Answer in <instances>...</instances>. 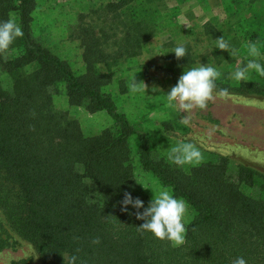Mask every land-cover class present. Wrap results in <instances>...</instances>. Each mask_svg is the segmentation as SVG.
<instances>
[{"label": "trees", "instance_id": "obj_1", "mask_svg": "<svg viewBox=\"0 0 264 264\" xmlns=\"http://www.w3.org/2000/svg\"><path fill=\"white\" fill-rule=\"evenodd\" d=\"M36 5V0H0V21L14 18L23 30L0 52V72L10 80L5 85L0 77V212L12 232L32 245L41 264H67L73 253L83 264H232L238 256L247 264H264V173L222 155L188 166L156 156L141 123L130 121L107 89L117 63L139 55L162 31L157 0H100L93 9L99 24L86 23L75 36L84 64L79 73L33 35ZM222 5V19L211 16L200 26L212 46L221 36L230 44L228 52L209 51L222 74L218 88L264 98V77L254 70L244 82L231 77L250 59L245 45L260 49L264 43L253 19L264 0H222ZM184 44L187 55L180 59L170 52L177 44L160 47L174 83L196 64L193 45ZM60 87L70 105L105 111L111 124L84 135L76 119L55 107L51 89ZM134 156L192 209L182 246L140 230L143 221L135 210L121 209L125 192L136 197ZM87 180L99 200L90 198ZM254 187L258 196L250 193ZM138 197L145 206L151 200ZM95 237L97 245L91 244ZM6 243L1 238L0 249Z\"/></svg>", "mask_w": 264, "mask_h": 264}, {"label": "rangeland", "instance_id": "obj_2", "mask_svg": "<svg viewBox=\"0 0 264 264\" xmlns=\"http://www.w3.org/2000/svg\"><path fill=\"white\" fill-rule=\"evenodd\" d=\"M36 2L32 23L33 35L68 61L74 72H81L84 67L82 49L75 36L86 23L99 24L93 9L99 8L100 0ZM157 6L162 31L141 47L139 55L123 58L113 68L115 80L119 78V81L127 85V91H123L125 96L122 94L118 104L122 110L118 109L122 112L124 110L132 121L143 123L144 131L152 139L156 156H163L173 163L169 156L171 149L190 142L201 151V161L222 155L230 158L233 163L245 164L264 173V108L257 107L258 104H264V98L233 93L223 99L214 96L205 109H193L187 113L177 112L168 107L166 102V93L174 84L168 79L164 69L165 60L162 51L159 53L160 47L168 49L169 43L189 41L197 53L195 67L199 66V63L211 64L209 51L213 47L212 42L199 35L200 24L211 16L220 19L225 16L222 0H157ZM253 15L254 26L259 29L264 40V9L257 8ZM259 50L264 53V43L260 44ZM244 51L247 55L246 48ZM0 77L5 85H9L7 74L0 72ZM132 77L136 82L144 81L148 86L146 95L133 94L130 91ZM153 88L157 90L153 91ZM160 93L159 99L152 97ZM51 94L55 107L76 119L84 135H95L111 124V118L105 111L89 113L83 106L70 105L63 87H60L59 91L51 89ZM119 100L120 96L117 98L118 103ZM183 119H188L187 125L182 122ZM132 162V186L135 196L147 195L152 198L151 189L142 185H163L140 167L136 156L132 158ZM188 165L190 164H185ZM87 182L90 186V198L99 200L95 186L91 181ZM250 193L258 196V188H251ZM187 206L188 223L193 211L188 204ZM1 238L7 243L0 249V264H41L32 245L12 232L0 212Z\"/></svg>", "mask_w": 264, "mask_h": 264}, {"label": "clouds", "instance_id": "obj_3", "mask_svg": "<svg viewBox=\"0 0 264 264\" xmlns=\"http://www.w3.org/2000/svg\"><path fill=\"white\" fill-rule=\"evenodd\" d=\"M22 36L23 30L14 18L0 21V52L7 51L13 42ZM245 47L250 59L246 65L238 67L231 73L232 79L241 82L246 81L249 70H254L259 76L264 77V53L260 52L255 43H248ZM214 48L228 52L230 44L221 36L215 39L210 50L212 51ZM170 52L174 53L177 59H180L187 55V47L184 43H178ZM221 75V72L209 63H199V66L183 70L176 83L166 93L168 107L180 113H187L193 109H205L214 96L222 99L228 97L230 95L228 89L218 88L216 83ZM133 77L130 83V91L133 94L146 95L148 86L143 81L136 82ZM156 90L153 88V91ZM257 107L264 108V104H258ZM182 122L187 125L189 121L183 119ZM169 156L178 166L198 164L202 159L199 148L190 142L173 147ZM142 186L151 189L153 193L147 206L139 197H133L131 192H125L120 201L121 209L129 211V206H131V209L135 210L136 219L143 221L139 225L140 230L151 233L157 239L169 241L173 247L182 246L185 243L187 233L188 206L186 201L176 197L163 186ZM99 243V237L91 240L93 245ZM67 264H83V262L80 261L78 255L73 253L68 257ZM232 264H247V260L243 256H238L232 261Z\"/></svg>", "mask_w": 264, "mask_h": 264}, {"label": "crops", "instance_id": "obj_4", "mask_svg": "<svg viewBox=\"0 0 264 264\" xmlns=\"http://www.w3.org/2000/svg\"><path fill=\"white\" fill-rule=\"evenodd\" d=\"M204 23V22H203ZM203 23H201L200 24V26L203 24ZM199 35L201 36L202 34H201V32H200V30H199ZM205 40H206V38L204 37V36H202ZM159 50V49H158ZM159 52V51H158ZM159 53H161V52H159ZM164 69H166V68H164ZM166 71H167V76H168V79L172 82V84H175L174 83V81L172 80V77H171V75H170V73L168 72V70L166 69ZM120 81H119V78H118V80H114L113 82H112V84L111 85H109L108 86V91L111 93V95H112V97H113V99H114V101H115V103H116V105H117V107L120 109V110H122V108H121V106L119 105L118 106V104H120V101H121V98L123 97V96H125L124 94H123V91H127V85L126 84H124V82H123V85H121L120 83H119ZM144 82V81H143ZM122 94H123V96H122ZM161 95V93L160 94H158V95H154V96H152V97H155L156 99H159V96ZM118 96H120V100H119V103H118V101H117V98H118ZM125 111L123 110V113H124ZM126 114V113H125ZM126 116L128 117V115L126 114ZM128 119L130 120V121H132L129 117H128ZM141 126L143 127V123H141ZM143 130H145L144 129V127H143ZM144 132H146V131H144ZM147 133V132H146ZM148 134V133H147ZM149 135V134H148ZM149 137H150V135H149ZM150 140H151V146H152V139H151V137H150ZM130 144H131V147H132V150L134 149V144H135V138L133 137V138H130ZM153 149V148H152ZM154 151V150H153Z\"/></svg>", "mask_w": 264, "mask_h": 264}]
</instances>
